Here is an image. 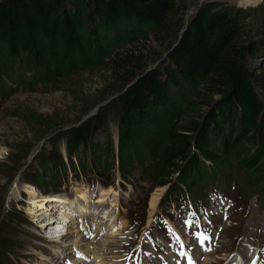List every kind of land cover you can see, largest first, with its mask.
I'll use <instances>...</instances> for the list:
<instances>
[{
  "label": "rangeland",
  "instance_id": "374dc122",
  "mask_svg": "<svg viewBox=\"0 0 264 264\" xmlns=\"http://www.w3.org/2000/svg\"><path fill=\"white\" fill-rule=\"evenodd\" d=\"M67 1L68 10L74 13L80 8L85 11L86 8L79 4L91 0ZM207 1H220L244 8L264 7V0H191L187 18L194 14L196 7ZM83 14L88 20L89 14ZM256 16L251 20L250 31L264 51V14L259 10ZM86 24L82 30L85 36L83 50L77 51L57 39L52 42L46 40L50 55L45 54L39 60H24L23 64L28 65L29 70L41 69L40 76L42 72L46 75L44 69L52 71L54 75L47 73L50 80L36 85L29 83L26 90L10 88L2 83L6 82L3 74L9 77V71L16 62L9 58L4 62L0 59L4 69H0V90L6 91L0 97V264H92L93 259L91 262L72 261L78 259L75 257L79 253L78 248L85 250L99 241L109 244L104 256L114 264L127 263V254L132 250V245L143 248L140 261L165 264L173 259L174 240L193 244L191 239H196L198 233L204 232L213 237L214 245L206 255H199L200 264H232L237 261L240 264H264V201L259 199L254 190L241 183V173L237 174L226 197L209 199L207 212L193 218L189 211L190 204L184 203L180 209L174 210L169 224L160 222L157 216L162 209L157 206L152 211L150 202L154 193L162 195L167 186L169 188L172 182L170 178L167 183L153 190L151 181L141 170L133 174L132 178H136L134 182H119V174L112 168L108 140L111 138L115 145L117 143L120 111L113 104L114 91L105 93L103 85L110 59L130 45V34H134L132 38L142 40L144 37L141 36L147 33L136 36L134 26L127 25L118 31L117 40L103 43L101 49L112 43L108 50H102L105 52L98 58L96 55L91 57L93 63L87 64L90 56H93L88 51L94 45L96 24H90L89 20ZM149 37L152 38V35ZM180 39L181 35L171 47ZM154 41L146 47L158 58L154 57L149 65L162 68L164 63L170 62V49L165 51ZM144 52L149 53L147 50ZM78 57H81L80 60ZM246 64L258 76L256 90L264 101V54L248 57ZM207 94L205 98H196V93L191 92L184 83L179 87H171L168 105H156L150 109L148 116L152 118V123L140 126L131 137L126 147L129 168L134 166L136 155H155L159 127L168 112L180 122L199 118L210 109L213 98H218L209 92ZM95 114L105 117V125L94 137V140L96 138L104 142L99 147L105 153L97 152V160L102 163L99 168L101 176L89 170L95 167L91 164V167L88 166L90 151L85 149L83 167L86 171L79 170L78 175H73L69 167L67 171L64 170L62 178L54 177L57 171L53 170L54 166L62 170L67 165L62 157L69 162L66 135ZM232 134L226 129L224 137L216 138L218 141L215 140L214 146L221 154L222 142H227L228 136ZM92 136L94 134L90 138ZM228 157L225 161L232 158L231 155ZM73 160L80 165L77 158ZM131 169L126 174H131ZM96 178L107 180L110 184L101 185ZM58 195L66 198L61 200L62 204L58 201ZM58 207L65 209V213L60 212ZM43 221H50L52 228L43 229ZM58 224L61 226L60 231L54 229ZM85 229L94 234L89 236L88 230L83 232ZM46 232H57L58 235L51 238L46 236ZM74 240H78V245L73 243ZM157 244L162 245L157 246L158 249L163 248L159 253L155 248ZM69 247L76 251L67 252ZM143 264H147L146 261Z\"/></svg>",
  "mask_w": 264,
  "mask_h": 264
},
{
  "label": "trees",
  "instance_id": "16d2710c",
  "mask_svg": "<svg viewBox=\"0 0 264 264\" xmlns=\"http://www.w3.org/2000/svg\"><path fill=\"white\" fill-rule=\"evenodd\" d=\"M80 5L88 11L80 8L71 13L67 0H0V59L16 62L9 77L3 74L6 82L2 83L26 90L29 83L36 85L50 80L47 73L52 75V71L44 69L46 75L42 72L40 76L41 69L29 70L24 60H39L45 54L50 55L46 48L48 40L57 39L77 51L83 50L82 30L88 20L96 24V33H93L94 45L88 51L93 56L87 64L93 63L91 57L98 58L105 52L102 50H108L112 44L101 49L103 43L114 42L120 29L133 25L136 36L147 35L138 40L130 34V45L110 59L103 85L105 93L114 91L113 104L120 111L118 153L113 140H108L114 171L117 168L124 182L132 183L136 180L133 174L141 170L151 181L152 190L170 178L172 182L160 202L165 214L173 204L188 197L200 205L207 203L212 192L229 193L240 173L241 183L264 201V101L256 90L258 76L246 64L248 57L264 54L263 47L257 45L250 31L251 20L257 18L259 10L264 14V7L244 8L207 1L187 18L191 0H91ZM83 13L89 14L88 20ZM180 34L181 39L172 48ZM154 39L163 50L170 49V62H163L162 68L149 65L154 57L158 58L146 47L148 43L152 45ZM146 50L149 53H145ZM0 69L4 70L2 64ZM181 83L190 87L196 98H205L208 92L218 98H213L206 113L186 122L178 121L168 112L159 127L155 155H136L134 166L129 168L126 147L131 137L140 126L152 123L149 110L156 105H168L170 88L179 87ZM5 93L0 90V97ZM104 125L103 114H95L82 126L69 131L66 135L69 162L61 156L67 164L63 171L69 167L73 175H78L75 172L79 168L86 171L83 151L88 149V166L95 167L89 166V170L101 176L102 163L97 160V152L105 153L99 147L104 142L94 137ZM226 129L233 134L228 136L227 142H222L221 154L214 142L217 137L225 136ZM91 134L94 136L90 138ZM228 155L232 156V161H225ZM74 158L80 162L79 166ZM130 169L131 174H126ZM53 170H57L54 177L61 178V170L56 166ZM96 181L104 186L110 184L107 180L96 178Z\"/></svg>",
  "mask_w": 264,
  "mask_h": 264
},
{
  "label": "bare ground",
  "instance_id": "6f19581e",
  "mask_svg": "<svg viewBox=\"0 0 264 264\" xmlns=\"http://www.w3.org/2000/svg\"><path fill=\"white\" fill-rule=\"evenodd\" d=\"M67 169H65V171H66ZM79 170H81L80 168H79ZM78 170V171H79ZM78 171L77 172H75V173H78ZM82 171V170H81ZM83 172V171H82ZM64 175V171L63 170H61V178H62V176ZM167 188H168V186H167ZM166 188V189H167ZM165 189V190H166ZM164 190V191H165ZM84 192V191H83ZM164 194V192L162 193V195ZM57 195V194H56ZM160 193H154L153 195H152V199H151V202H150V206H151V208H152V211H154L155 209H157V206H158V203H159V200H160V198H161V196H162ZM85 196V195H84ZM57 198H59L58 199V201H59V203H61L62 204V201L61 200H66V198H64V196L63 195H58L57 196ZM86 198V197H85ZM59 208V207H58ZM60 209V212H64L65 211V209L63 210L62 209V207L61 208H59ZM65 213V212H64ZM48 223H46L45 221H43V222H41V223H43L44 225L43 226H45V228L43 227V229H46V228H48V227H50L51 225H52V223L50 222V221H47ZM60 223V222H59ZM51 228H52V226H51ZM55 230H59L60 231V229H61V226H60V224H58L55 228H54ZM58 234H57V232H55L54 234H51V238H53V237H55V236H57ZM77 239L78 240H80L81 239V237L80 236H78L77 237ZM78 240H74L73 241V243L75 244V245H78L77 243H78ZM89 242V241H88ZM132 242V241H131ZM82 244V243H81ZM108 243H106V241L104 242H95V244H93L92 246H87V248H84L85 250H83V249H81V248H78V251H79V253H82V254H84L87 258H91L90 260H92L93 259V261H94V263H92V264H114V263H112L111 262V260H109V259H107L105 256H104V250L105 249H107L108 248ZM252 246V245H251ZM132 250L127 254V263H125V264H130L131 262H133V261H138L139 263H142V261H140V255L142 254V252H143V248L140 246V245H138L137 247H133V245L130 247ZM160 249V248H159ZM74 250H72V247H69L68 248V250H67V252H69V253H71V252H73ZM76 251V250H75ZM74 251V252H75ZM78 253V252H77ZM91 253V254H90ZM46 254V253H45ZM62 257V256H61ZM64 257V256H63ZM72 261V260H71ZM82 261H84V262H87L86 260H84L82 257L80 258H78V259H76V260H73L72 262L73 263H75V262H82ZM47 263V262H46ZM84 264V263H83ZM85 264H87V263H85ZM118 264V263H117Z\"/></svg>",
  "mask_w": 264,
  "mask_h": 264
},
{
  "label": "snow or ice",
  "instance_id": "6c2138e0",
  "mask_svg": "<svg viewBox=\"0 0 264 264\" xmlns=\"http://www.w3.org/2000/svg\"><path fill=\"white\" fill-rule=\"evenodd\" d=\"M86 235H88V234L86 233ZM197 235H198V237L200 238V243H201V244L204 243V240H206V239H210V237H208L207 235H205V234H203V233H198ZM77 254L80 255L79 253H77ZM189 264H195V262L192 261L190 257H189Z\"/></svg>",
  "mask_w": 264,
  "mask_h": 264
},
{
  "label": "water",
  "instance_id": "95a60500",
  "mask_svg": "<svg viewBox=\"0 0 264 264\" xmlns=\"http://www.w3.org/2000/svg\"><path fill=\"white\" fill-rule=\"evenodd\" d=\"M185 29H183L182 31H181V33L184 31ZM181 35V34H180ZM130 85V84H129Z\"/></svg>",
  "mask_w": 264,
  "mask_h": 264
}]
</instances>
